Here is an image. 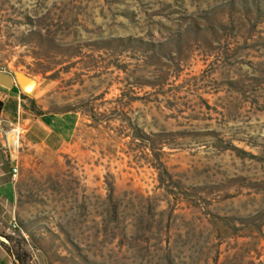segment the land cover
<instances>
[{
	"label": "rangeland",
	"instance_id": "obj_1",
	"mask_svg": "<svg viewBox=\"0 0 264 264\" xmlns=\"http://www.w3.org/2000/svg\"><path fill=\"white\" fill-rule=\"evenodd\" d=\"M0 72L75 125L12 158L9 264H264V0H0Z\"/></svg>",
	"mask_w": 264,
	"mask_h": 264
},
{
	"label": "crops",
	"instance_id": "obj_2",
	"mask_svg": "<svg viewBox=\"0 0 264 264\" xmlns=\"http://www.w3.org/2000/svg\"><path fill=\"white\" fill-rule=\"evenodd\" d=\"M9 73V72H2ZM11 74V73H10ZM25 94L18 87L14 86L9 90L0 86V101L3 102L0 120L6 122H16L20 115H23L22 106L25 104ZM27 96V95H26ZM33 119L24 123V144L37 146L45 145L47 147L55 146L56 139L59 144L66 142L73 132L74 124L70 122L71 115H52V114H32ZM5 126L6 123L2 124ZM6 146V138L0 126V206L6 207L16 202L17 193L15 181L12 173L15 166L14 155H11ZM9 256L0 245V264H9Z\"/></svg>",
	"mask_w": 264,
	"mask_h": 264
},
{
	"label": "built area",
	"instance_id": "obj_3",
	"mask_svg": "<svg viewBox=\"0 0 264 264\" xmlns=\"http://www.w3.org/2000/svg\"><path fill=\"white\" fill-rule=\"evenodd\" d=\"M4 123H6V128L5 126H2ZM0 126L6 138L5 147L9 150L11 155H16L24 140L25 130L23 124V115H20L16 122H6V120H0ZM19 174V164L17 161H15V166L13 167L12 173L14 181L18 180Z\"/></svg>",
	"mask_w": 264,
	"mask_h": 264
},
{
	"label": "water",
	"instance_id": "obj_4",
	"mask_svg": "<svg viewBox=\"0 0 264 264\" xmlns=\"http://www.w3.org/2000/svg\"><path fill=\"white\" fill-rule=\"evenodd\" d=\"M37 82L26 76L23 73L15 72L14 74L10 73H0V86L7 88L9 90H13L14 86H18L24 93L27 95H32L33 90L36 86ZM3 102L0 101V114L2 111ZM26 121H30V118L26 115H23V124Z\"/></svg>",
	"mask_w": 264,
	"mask_h": 264
},
{
	"label": "trees",
	"instance_id": "obj_5",
	"mask_svg": "<svg viewBox=\"0 0 264 264\" xmlns=\"http://www.w3.org/2000/svg\"><path fill=\"white\" fill-rule=\"evenodd\" d=\"M59 46V45H58ZM24 97V99H28V97L25 95V96H23ZM33 102V101H32ZM33 105H34V102H33ZM35 107V106H34ZM38 114L39 115H41V112H38ZM0 244L4 247V243L3 242H0ZM16 260L18 261V262H20L21 261V263L20 264H28L22 257H21V255H18L17 257H16ZM14 264H17L16 262L14 263Z\"/></svg>",
	"mask_w": 264,
	"mask_h": 264
}]
</instances>
